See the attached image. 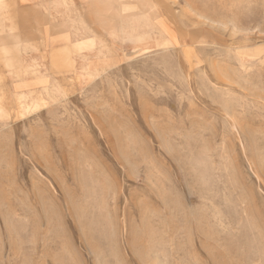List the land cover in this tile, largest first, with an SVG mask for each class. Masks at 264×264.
<instances>
[{
    "label": "rangeland",
    "instance_id": "374dc122",
    "mask_svg": "<svg viewBox=\"0 0 264 264\" xmlns=\"http://www.w3.org/2000/svg\"><path fill=\"white\" fill-rule=\"evenodd\" d=\"M48 1L0 0V264H264V0Z\"/></svg>",
    "mask_w": 264,
    "mask_h": 264
},
{
    "label": "crops",
    "instance_id": "0c3cea01",
    "mask_svg": "<svg viewBox=\"0 0 264 264\" xmlns=\"http://www.w3.org/2000/svg\"><path fill=\"white\" fill-rule=\"evenodd\" d=\"M86 1L87 0H49L48 4L53 5V6L49 10V12H46V17H48L47 18L48 23L46 25L47 26H56V25L74 26L76 25L77 22H75V20L80 19L79 17H81L80 14L84 8ZM58 2H60L59 5H61L62 7L63 6H66V7L65 8H62L61 6L59 7V5H57ZM43 15H44V12H43ZM72 21L73 23H71ZM71 42H76V39H72ZM68 45L69 46L66 45L64 46V48L55 51V53H59L60 51L59 54L61 57L65 56V58L71 61L72 64L77 63V60L75 58L73 59L71 52H74V53L81 52L82 49L76 43L72 45L71 44H68Z\"/></svg>",
    "mask_w": 264,
    "mask_h": 264
},
{
    "label": "bare ground",
    "instance_id": "6f19581e",
    "mask_svg": "<svg viewBox=\"0 0 264 264\" xmlns=\"http://www.w3.org/2000/svg\"><path fill=\"white\" fill-rule=\"evenodd\" d=\"M6 37H8V36H6ZM17 39V38H16ZM8 40H10L9 38H8ZM12 41V40H11ZM15 41V40H14ZM16 42V41H15ZM34 61V60H33ZM34 63V62H33ZM93 64V63H92ZM99 65V64H98ZM39 83V82H38ZM41 84V83H40ZM31 93V92H30ZM46 93H48V92H46ZM32 94V93H31ZM24 96H25V94H24ZM27 96V95H26ZM27 98V97H26ZM25 99V98H24ZM39 99V98H38ZM37 100V99H36ZM35 100V101H36ZM40 100V99H39ZM20 101V100H19ZM28 101V100H27ZM37 102H40V103H38V104H41V101H37ZM37 102H35L36 104H37ZM21 105V104H20ZM42 105V104H41ZM41 105H39V106H41ZM29 107V106H28ZM35 107V106H34ZM37 107V106H36ZM31 108V107H30ZM28 110V109H27Z\"/></svg>",
    "mask_w": 264,
    "mask_h": 264
}]
</instances>
